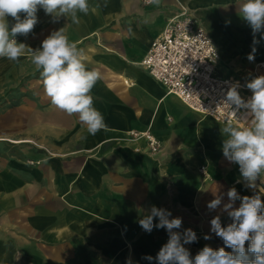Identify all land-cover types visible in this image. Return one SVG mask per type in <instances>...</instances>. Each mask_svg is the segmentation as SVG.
I'll list each match as a JSON object with an SVG mask.
<instances>
[{
    "label": "crops",
    "instance_id": "0c3cea01",
    "mask_svg": "<svg viewBox=\"0 0 264 264\" xmlns=\"http://www.w3.org/2000/svg\"><path fill=\"white\" fill-rule=\"evenodd\" d=\"M147 2L89 0L79 25L39 9L34 30L16 37L35 50L63 28L89 69L100 71L91 94L107 128L94 136L78 116L51 105L30 55L0 58V264H157L144 257L155 258L168 233L139 225L152 206L181 218L174 231L183 233L217 215L232 222L222 211L231 188L241 197L264 193V176L249 188L224 157L225 124L187 109L140 66L165 23L186 9L219 53L218 75L247 82L264 64V33L254 35L241 18L244 0ZM145 131L158 153L129 135ZM217 195L221 205L209 210Z\"/></svg>",
    "mask_w": 264,
    "mask_h": 264
},
{
    "label": "clouds",
    "instance_id": "9594fccd",
    "mask_svg": "<svg viewBox=\"0 0 264 264\" xmlns=\"http://www.w3.org/2000/svg\"><path fill=\"white\" fill-rule=\"evenodd\" d=\"M152 2L158 3V0ZM39 9H43L54 22L63 17L79 25V14L88 15L90 4L89 0H0V58L18 62L22 56L30 55L51 105L69 116H78L87 133L94 136L107 128L104 116L94 107L91 94L101 79V73L95 68L89 69L84 51L70 42L63 28L51 32L35 50L17 42L18 35L27 36L34 30ZM239 13L254 35L264 33V0H244L239 6ZM9 17L15 21L11 27ZM255 43L258 41L254 38ZM248 59L253 60L254 55L250 54ZM245 86L252 93L247 100L237 90L239 82L232 84L226 93L224 103L234 113L243 109L245 115L242 119L246 123L236 126L228 121L221 128L222 136L227 137L223 140L222 152L228 161L239 165L246 186L255 188L256 181L264 176V75L248 80ZM227 196L229 202L223 205L222 211L232 222L224 227L217 215L210 224L211 231L222 238L225 246L232 249L231 252L223 247L214 250L206 245L192 258L184 245L197 240L195 232L191 229L183 233L174 231L181 227L182 219H169L172 215L170 211L152 206L148 214L139 220V225L147 233L154 228L165 229L169 239L155 258H144L148 261L155 259L157 264H264V201L259 195L241 197L235 188L229 189ZM237 200L241 201L240 205L234 207ZM221 202L222 196L217 195L207 207L215 210ZM154 218H158L157 223H154ZM205 239L210 237L205 236ZM246 242H250L247 250Z\"/></svg>",
    "mask_w": 264,
    "mask_h": 264
},
{
    "label": "built area",
    "instance_id": "2783aa9c",
    "mask_svg": "<svg viewBox=\"0 0 264 264\" xmlns=\"http://www.w3.org/2000/svg\"><path fill=\"white\" fill-rule=\"evenodd\" d=\"M218 63L219 53L205 30L188 10L181 9L165 23L161 35L151 43L140 66L168 95L175 96L190 111L221 124L231 121L235 125H244V110L234 113L224 101L229 87L236 82H239L237 90L244 100L252 93L245 86L246 82L219 76ZM262 69L264 64L257 65L248 80L260 76ZM129 135L144 140L151 154L161 149L149 131L130 132ZM199 171L205 174L206 167Z\"/></svg>",
    "mask_w": 264,
    "mask_h": 264
},
{
    "label": "rangeland",
    "instance_id": "374dc122",
    "mask_svg": "<svg viewBox=\"0 0 264 264\" xmlns=\"http://www.w3.org/2000/svg\"><path fill=\"white\" fill-rule=\"evenodd\" d=\"M221 70H223V68H221ZM230 223L231 222H221L222 225H228ZM189 224L190 228L187 229H191L192 231H194L197 237V240L195 242L188 244L191 253H194V257L206 245L213 248L214 250L223 247L226 251V246L222 238L218 237L214 232L211 231L210 222H194ZM205 236H209L210 239H205ZM213 239H216L217 242L213 241Z\"/></svg>",
    "mask_w": 264,
    "mask_h": 264
},
{
    "label": "trees",
    "instance_id": "16d2710c",
    "mask_svg": "<svg viewBox=\"0 0 264 264\" xmlns=\"http://www.w3.org/2000/svg\"><path fill=\"white\" fill-rule=\"evenodd\" d=\"M260 187H261L262 191H264V185H260ZM254 195H259V196L261 197L262 201H264V193L260 192L259 190H256V191L254 192ZM222 226L226 227L227 225H222ZM213 241L217 242L216 239H213ZM249 243H250V242H246V245H245L246 250H247V247H248V244H249ZM226 251H227V252H231L232 249L226 247ZM250 257H251V254H250ZM251 258H253V257H251Z\"/></svg>",
    "mask_w": 264,
    "mask_h": 264
}]
</instances>
